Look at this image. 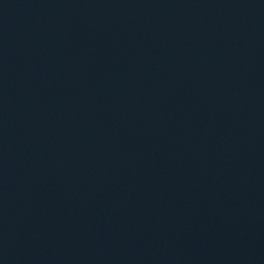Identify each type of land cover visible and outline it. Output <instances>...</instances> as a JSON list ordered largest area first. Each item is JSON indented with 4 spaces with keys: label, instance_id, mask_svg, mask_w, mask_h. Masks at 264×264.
<instances>
[{
    "label": "water",
    "instance_id": "1",
    "mask_svg": "<svg viewBox=\"0 0 264 264\" xmlns=\"http://www.w3.org/2000/svg\"><path fill=\"white\" fill-rule=\"evenodd\" d=\"M0 264H264V0H0Z\"/></svg>",
    "mask_w": 264,
    "mask_h": 264
}]
</instances>
